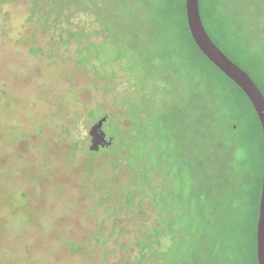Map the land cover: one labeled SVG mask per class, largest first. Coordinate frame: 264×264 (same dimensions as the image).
<instances>
[{
    "label": "rangeland",
    "instance_id": "obj_1",
    "mask_svg": "<svg viewBox=\"0 0 264 264\" xmlns=\"http://www.w3.org/2000/svg\"><path fill=\"white\" fill-rule=\"evenodd\" d=\"M199 6L264 95V0ZM184 23L181 0H0V264H254L258 119L220 70L163 58L192 50Z\"/></svg>",
    "mask_w": 264,
    "mask_h": 264
},
{
    "label": "water",
    "instance_id": "obj_2",
    "mask_svg": "<svg viewBox=\"0 0 264 264\" xmlns=\"http://www.w3.org/2000/svg\"><path fill=\"white\" fill-rule=\"evenodd\" d=\"M185 18L190 35L200 52L228 79H230L251 103L262 133V167L261 188L258 201L255 225L256 263L264 264V95L249 74L234 63L211 39L205 29L201 15L199 0H184ZM107 119L106 113L95 112L90 126L93 137L92 147L96 150L113 147V138L102 129Z\"/></svg>",
    "mask_w": 264,
    "mask_h": 264
},
{
    "label": "trees",
    "instance_id": "obj_3",
    "mask_svg": "<svg viewBox=\"0 0 264 264\" xmlns=\"http://www.w3.org/2000/svg\"><path fill=\"white\" fill-rule=\"evenodd\" d=\"M181 3H182V10H183L184 21H185L184 30H185L186 34L188 35V37H189V42H190L192 50L190 49V50L182 52L177 47L178 44H179L178 42H181L182 39L180 40V37H177L175 40H172L171 38H168L167 39V49H165L163 51V58L166 57L167 60L169 59L172 63H174L175 61H177L179 64L183 63L184 67L186 68V74L188 75V77H190V78L194 77L197 80L198 78H200V72H202L201 68L198 67L202 63V61H205L206 63H209L215 69H217V68L200 52V50L195 45V43H194V41H193V39H192V37L190 35V32L188 30V27H187V22H186V18H185L184 0H181ZM175 29L177 30L178 28H175ZM217 71L220 72L218 69H217ZM229 81H231V80L229 79ZM248 102H249V100H248ZM175 107H176V104L172 105L171 109H174ZM171 112H174V111H171ZM166 114H167L169 119L175 118V116H172L173 114L169 113V111H167ZM166 114L164 115V117H166ZM255 115H256V113H255ZM258 123H259V121H258ZM259 129L261 130L260 124H259ZM110 149H112V148H104V150H110ZM261 150H262V139H261ZM260 188H261V175H260V185H259L258 199H259V195H260ZM256 218H257V209H256L255 221L253 223V229H252V234H251L252 243L254 245V253H253L254 254V264H257L256 263V251H255V225H256ZM215 257L217 258L216 255H215Z\"/></svg>",
    "mask_w": 264,
    "mask_h": 264
},
{
    "label": "flooded vegetation",
    "instance_id": "obj_4",
    "mask_svg": "<svg viewBox=\"0 0 264 264\" xmlns=\"http://www.w3.org/2000/svg\"><path fill=\"white\" fill-rule=\"evenodd\" d=\"M250 76V75H249ZM247 98V97H246ZM108 121V117H107V119H106V121L105 122H103V126H102V129H103V131L105 132V134L107 135V130L109 129V127L106 125V122ZM99 149H104L103 147H101V146H99V148L97 149V150H99Z\"/></svg>",
    "mask_w": 264,
    "mask_h": 264
},
{
    "label": "clouds",
    "instance_id": "obj_5",
    "mask_svg": "<svg viewBox=\"0 0 264 264\" xmlns=\"http://www.w3.org/2000/svg\"><path fill=\"white\" fill-rule=\"evenodd\" d=\"M243 155H244L243 151L242 150H238V152H237V158L238 159H242L243 158Z\"/></svg>",
    "mask_w": 264,
    "mask_h": 264
}]
</instances>
